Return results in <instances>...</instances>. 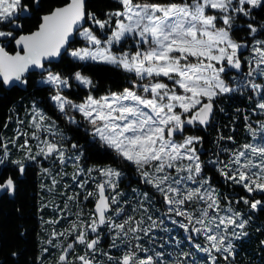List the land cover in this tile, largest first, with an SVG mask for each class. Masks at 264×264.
Here are the masks:
<instances>
[{
	"label": "snow or ice",
	"instance_id": "1",
	"mask_svg": "<svg viewBox=\"0 0 264 264\" xmlns=\"http://www.w3.org/2000/svg\"><path fill=\"white\" fill-rule=\"evenodd\" d=\"M118 2L121 8L105 13L106 18L101 20L94 13L86 12L85 0H66L41 16L35 31L17 35L32 18V6L35 5L37 11L42 10V0H0V25L12 26L11 30L0 29V39H11L19 48L10 54L0 45V80L4 85L13 81L26 84L25 73L32 68L43 70L42 75L46 73L43 83L53 86L55 94L50 99L58 111L72 124H78V121L69 112L79 114L90 126L94 139L111 149L121 161L135 166L143 181L161 196L166 208L164 215L173 224L178 223L190 242L192 234L203 237L206 245L196 243L197 251L205 253L211 264H217L213 252L220 253L225 261L229 256L234 258L229 236L239 238L235 229H243L248 220L231 207L232 201L226 196L223 199L227 204L221 205L220 193L211 185L210 179L202 175L203 166L197 150L202 137L184 135V132L186 126H207L214 101L237 90H249V98L255 100L253 113L264 115V40L255 38L258 29L252 24H248L253 36L251 44H242L231 36L234 18L237 15L247 17L252 9L264 8V0ZM86 19L99 30L108 29L106 38L102 40L91 27L81 28ZM220 22L226 27H218ZM74 32L86 41V46L72 50L69 54L73 58L114 65L132 73L135 76L132 86L99 98L89 92L81 103H74L63 95L64 89L71 86L69 79L51 72L45 62L61 55ZM129 38L134 41L135 51L113 52L115 45ZM244 49H248L247 55ZM229 69L242 76L236 87L225 79ZM72 79L89 90L94 87L91 78L79 71ZM248 119L246 116L245 120ZM256 125L254 128L252 124H246L248 143L234 149L224 148L221 151L228 153V158L211 161L226 180L248 194L235 202H243L254 211L264 208V200L254 198V194H264V120H257ZM30 127L33 129L31 139L37 141L36 155L31 154L28 139L19 145L27 150L28 160L35 161L39 155L44 159L51 158L61 166L72 162L77 168L72 176L76 187L83 190L90 182L95 186L94 191L83 196L77 193L66 197L68 202L75 204L92 198L94 206L88 220L79 219L83 212L80 210L76 213L78 223L72 220L68 229L53 232L54 238L72 237L66 245H53L63 248L58 264H99L95 254L100 251L98 244L102 228L113 234L112 247H119L115 241L121 238L128 245L119 258L104 253L110 261L115 260V264H183L181 259L165 260L163 251L131 243L144 237L152 240L151 231L164 223L163 219L157 223L148 214L149 208L144 205L147 193L141 194L144 199L139 202V211L147 214V220L151 222L144 227V215L140 219L127 215L118 200L121 194L116 189L122 175L118 169L94 167L85 170L81 167L82 153L68 155L63 143L68 138L35 105ZM42 133L47 135L42 138ZM178 135L182 138L177 139ZM227 139L233 140L232 137ZM0 148L4 150V157H0V164H3L7 144L0 141ZM71 148L77 149L78 145L72 144ZM12 163L17 165L20 174L24 173V162ZM43 172L50 175L49 169H43ZM93 172L97 175L93 176ZM56 184L58 181L52 177V185ZM15 188L13 177H0V191L14 192ZM109 190L115 195H108ZM249 196L253 198L249 199ZM58 211L63 213L60 219L48 223L58 224L61 219L72 215L68 203ZM132 211L135 213L138 209ZM173 214L183 219L177 221ZM117 218H122L121 222H117ZM229 228L233 229L231 233ZM89 233L94 235L89 236ZM48 243L52 244V241ZM78 245L84 246L85 254L73 259L70 253ZM189 255L191 253H181L184 258Z\"/></svg>",
	"mask_w": 264,
	"mask_h": 264
},
{
	"label": "trees",
	"instance_id": "2",
	"mask_svg": "<svg viewBox=\"0 0 264 264\" xmlns=\"http://www.w3.org/2000/svg\"><path fill=\"white\" fill-rule=\"evenodd\" d=\"M65 2L66 0H42L40 5L41 11H37L36 6L33 5L32 18L28 19L24 24L22 32L16 34H26L35 31L40 23L41 16ZM157 2L179 3L180 0H157ZM120 8L121 5L118 0H86L85 4L86 12L94 13L101 20L106 18L105 13L114 12ZM248 24H252L258 29L255 37L264 40V8L252 9L251 15L247 17L237 15L231 26L232 38L240 43L251 41L253 36L249 33ZM3 27V29L10 30L9 25L7 27L3 25ZM86 27H91L101 39H105V33L109 32L108 29L99 30L88 20ZM0 45H3L9 53L14 54L16 52L15 43L11 39H0ZM84 46H86V41L76 36L66 54L57 63L46 65L51 72L59 73L69 79L71 86L63 91V95L73 102L81 103L89 95V92L94 97L99 98L111 92H122L123 89L132 86L131 81L135 79L132 73H127L121 68L110 64L94 63L92 61L79 62L68 54L69 50L79 49ZM77 71L91 78L94 84L91 90L81 86L72 79L74 73ZM45 74H30L25 78L27 80L25 85L18 82L17 85L9 88L0 82V141L6 144L5 139L7 137L5 134L10 127L11 121H21L26 116V108L31 106L32 101H36L50 116L62 123V127L67 132L70 131V140L66 142V145L69 146L68 154L75 152L71 149L72 144L78 145L77 149L79 150L77 153H82L79 164L85 170L94 167H112L118 169L121 173L124 170L130 171L131 169H129L127 163L120 162L111 150L105 149L98 143L93 142L90 135L82 127L74 125L66 126V122L58 114L56 107L50 99L55 93L54 88L38 84L39 78ZM231 79L230 76H227V80ZM233 87H235V84ZM249 97L250 94L243 90H237L218 97L216 99V111L208 128L194 127L185 134L202 137V142L197 145L203 166L202 175L208 177L211 185L220 193L221 205L225 206L227 204V201L223 199L226 196L228 200L232 201L231 207L235 211L240 212L243 219L248 220V223L245 225L246 231L240 232L239 238L233 243L234 258L229 256V259L225 261L222 255H219V258L217 257V264H264V208L254 211L243 202L237 204L236 200L248 194L238 185H234L231 181L226 180L217 170V165L211 163V161H215L217 158L220 160L228 158V153L221 151L222 149L238 148L240 145L249 142L250 138L246 130V124L250 123L255 128L257 127L256 121L260 119L253 113L252 109L255 102L254 99H250ZM246 116L249 117L247 121L245 120ZM13 130L11 133H13ZM220 137H224L225 139H221ZM227 137H232L233 140L229 141ZM19 142L20 145L24 143L23 139ZM3 155L4 150L0 148V157H3ZM19 157L10 160L8 164L5 162L0 164V177L11 176L16 183L15 195L13 197H10L9 193L0 197V264H49L52 261H58L63 251V248L53 247V245H66L72 239L71 236L67 235L65 237L54 238L53 232H62L68 229L72 220H75L77 223L79 219L87 220L92 211L90 209L88 213L87 210L94 205L93 200L92 204H90L89 200H80L79 204L67 202V195L71 196V191L74 192L75 190V194L78 192L80 196H83L88 191H94L95 186L91 182L83 190L77 188L76 185L74 186L72 176L77 170H73L70 172V185L68 189L65 193L61 192L64 198L57 199L51 197L50 193L52 191L49 192L51 183L48 185L44 184L43 180L46 177L43 169L51 170L53 168L51 167L52 163H49L52 159L41 157L38 159L39 161L36 159V161L30 162L24 154ZM13 161L24 162L25 171L23 174L19 173L17 165L12 163ZM60 178L62 180L61 176ZM42 184L46 185L47 189H43ZM59 188L61 189V186ZM54 190L57 191V188L55 187ZM136 191L127 190L126 193L128 195H126V198L121 203V206L125 208L128 215L136 216V212L134 213L132 209L138 207V197L142 194L139 190ZM252 198V196H249V199ZM254 198L264 200V194H254ZM65 203H68V210H70L72 215L67 219H61L58 224L48 223L49 221L60 219V215H63V213L58 211V209H63ZM54 209L57 212L53 211ZM80 210H83V212L78 219L76 213ZM165 211L166 208L162 201H156L154 212L157 214V223L160 219L164 220L163 225H161L163 228L161 226L158 227L159 249L157 250L155 245L151 247L147 244L145 247L155 249V251H163L165 253V260L181 259L183 260V264H191L192 259L187 260L181 256V253H185L186 250L183 247H177L174 238L170 239L171 242H166V239L170 237L173 230L171 229L172 227H168L169 223L167 217L164 215ZM162 215L164 216L162 217ZM145 221L150 223L148 220ZM160 229H169L172 232L168 233L169 231H160ZM243 233H246V235H243ZM49 240L52 241V244L48 243ZM115 243L119 247L111 246L109 250H102L95 257L99 264H115V260L110 261L104 253L114 258H119L123 255L124 248L128 245L123 242V238L117 239ZM131 243L135 244L136 241L132 240ZM160 245H163V248ZM169 253H172V255L169 256ZM190 253L192 257L198 255L195 249H192ZM200 257L204 258L203 253L200 254ZM208 260L207 257V262L203 264H211Z\"/></svg>",
	"mask_w": 264,
	"mask_h": 264
},
{
	"label": "rangeland",
	"instance_id": "3",
	"mask_svg": "<svg viewBox=\"0 0 264 264\" xmlns=\"http://www.w3.org/2000/svg\"><path fill=\"white\" fill-rule=\"evenodd\" d=\"M218 27H226L225 25L222 24V22L218 23ZM3 25H0V29H3ZM85 28H89V27H85ZM3 30H6V29H3ZM77 36L81 39H83L79 33L77 34ZM257 39H261L259 37H255ZM104 39V38H103ZM102 39V40H103ZM2 40V39H1ZM253 41V38L251 41L249 42H244L242 44H251ZM131 49L132 51H135V47H134V41L132 39H128L126 42H122L121 44L119 45H115L113 47V52L114 53H119L121 51H124V50H129ZM72 50H69L68 54L71 52ZM244 52L245 54L247 55L248 54V49H244ZM70 55V54H69ZM71 56V55H70ZM72 57V56H71ZM73 58V57H72ZM74 60H76L75 58H73ZM78 61V60H76ZM79 62H89V61H79ZM93 62V61H92ZM94 63H102V62H94ZM102 64H106V63H102ZM45 76H42L41 78H39L38 80V84L40 86H52V85H49V84H46V83H43L44 79H45ZM227 76H230L232 79L231 80H228L231 84L233 83V85L235 84V87L237 86V84H239L242 80V76L239 72H237L236 70H231L229 69V71L226 73L225 75V79L227 80ZM74 80V79H73ZM75 81V80H74ZM76 83H78L77 81H75ZM167 82V81H166ZM20 84H23L25 85L24 83H20ZM79 84V83H78ZM232 85V86H233ZM53 87V86H52ZM67 89V88H66ZM65 90V89H64ZM241 91V90H240ZM243 91H246V93H249L251 95V93L249 92V90L247 89H244ZM55 94V93H54ZM53 94V95H54ZM216 101V100H215ZM53 102V101H52ZM255 102V100H254ZM76 103V102H74ZM54 106L56 107L55 103L53 102ZM33 105H35V107L39 110H42V112L51 119V121H54L55 122V126H56V129L59 130V132H61L65 137H67L68 139H66L63 143H64V146L67 148L68 150V153H69V146L66 145V142H68L70 140V131H66L63 127H62V123H60L57 119L53 118L52 116H50L46 110L39 105L38 102L36 101H32L31 102V106L30 107H27L26 110V116L23 117V119L19 122H17L16 120H12L11 123H10V127L9 129L6 131V134L5 136L7 137L5 139L6 141V144H7V148H8V151H7V156L4 158V162L6 164H8V162L10 160H14V159H17V158H20L19 156L24 154L25 157L27 158V150L26 149H21L19 147L20 145V140L23 139V141H25V139H28L29 140V145L31 147V154L32 155H36V152H37V141L31 139V133L33 131V129L30 127V118H31V115L33 113ZM57 109V107H56ZM58 111V109H57ZM58 114L61 116V118H63V120L66 122V126H71V125H74V126H79V127H82L84 129V131H86L89 135H90V138L93 142L95 143H98L100 146H102L103 148L105 149H108V150H111L109 148H107L102 142H100L98 139H94L93 136L90 134V126L81 118V116L75 112H69V115H72V116H75L76 117V120L78 121V124H72V123H69L64 115L62 113H60L58 111ZM258 118H260L259 120H264V115H259L258 113H254ZM22 122V123H21ZM17 123V124H16ZM16 125V126H15ZM19 126V127H18ZM14 129V130H13ZM13 130V133H11ZM20 133H27L28 135L27 136H23V135H20ZM18 134V135H17ZM17 135V136H16ZM47 135L46 133H42L41 136L42 138ZM49 139H51L52 137H48ZM177 139H181V138H177ZM14 141V143H13ZM68 144V143H67ZM72 149V148H71ZM79 149H73V151L75 152H70V154L68 155H72V154H78ZM197 150H198V147H197ZM112 151V150H111ZM113 152V151H112ZM114 153V152H113ZM199 153V151H198ZM115 155V153H114ZM4 157V155H3ZM42 156H39L37 155L36 156V159L37 161H39L38 159H40ZM115 157L121 162V160L119 159V157H117L115 155ZM43 158V157H42ZM30 162H34V161H31V160H28ZM36 161V160H35ZM50 164L52 163V166L53 168H51V170H49L50 175L49 174H45V179L43 180L44 184L48 185L49 183H51V188H53L52 192L50 193V196L51 197H55L57 199H60V198H64V195L61 194L62 193H65L66 190L68 189L69 185H70V172L73 171V170H77V168L74 166V164L72 162H69L67 165L65 166H61L58 162L54 161L53 159L49 162ZM126 163V162H125ZM128 164V167H134L133 165ZM80 165V164H79ZM81 166V165H80ZM82 167V166H81ZM94 176L96 175L95 172L92 173ZM60 176L62 177V180L60 178ZM52 177H55V179L58 181V184H56L55 186L52 185ZM73 185L75 186V182L72 181ZM42 184V187L43 189H47L46 185ZM61 186V189L59 188ZM195 185H193L194 187ZM55 187L57 188V191H55ZM71 189V188H70ZM73 189V188H72ZM152 190H155L153 187H152ZM50 192V191H49ZM71 196L73 195H76L75 194V190L74 192L71 191ZM78 193V192H77ZM68 196V195H67ZM161 200L162 201V198L161 196L159 195V193L157 194V201ZM68 202V201H67ZM55 212H57V210H53ZM61 216V215H60ZM164 215H162L163 217ZM43 217V216H42ZM161 217V216H160ZM173 218L177 221H180L182 220L183 218L182 217H176L174 214H173ZM168 227H172L171 229L173 230V233L170 235L169 238L166 239V242L169 243L171 242V238H174V242L177 244V247L179 248H184L186 251L185 253H190V251H192V249H195L194 245L196 243H199L201 244V246H205L206 245V242L204 241L203 237L202 236H197L195 234H192L193 235V239L192 241L190 242L188 239H187V236L184 232L183 229H181L179 226H178V223L177 224H173L172 221L170 219H168ZM164 221V220H163ZM43 222V220H42ZM239 222V221H238ZM159 223V222H158ZM163 225V224H162ZM162 227V226H161ZM191 227V226H190ZM163 228V227H162ZM164 229H160V231H162ZM233 231L232 228H229V232L231 233ZM237 231L238 234H240V232L242 233L243 231H246V226L243 228V229H239V228H236L235 229V232ZM172 231H169L168 233H170ZM172 236V237H171ZM174 236V237H173ZM159 238V236H158ZM229 239L231 240V243L233 245L234 242L237 241V236H229ZM179 242V243H177ZM172 244V243H171ZM196 250V249H195ZM197 251V250H196ZM198 255H196L195 257H192V256H188L186 259L189 260V259H192L191 261V264H203L204 262H207L206 259H207V255L205 253H203V256L204 258H201L200 257V254L201 252L197 251ZM200 253V254H199ZM213 255H215L216 257H218L219 255L221 256L220 253H215L213 252ZM219 258V257H218ZM223 258V257H222ZM208 262H210V260H208Z\"/></svg>",
	"mask_w": 264,
	"mask_h": 264
},
{
	"label": "flooded vegetation",
	"instance_id": "4",
	"mask_svg": "<svg viewBox=\"0 0 264 264\" xmlns=\"http://www.w3.org/2000/svg\"><path fill=\"white\" fill-rule=\"evenodd\" d=\"M129 169H131V170L130 171L124 170L122 172L123 175H121L120 178H119L118 187L116 189V192L120 193L121 195L118 196V200L122 203L123 200L126 198V195H128L126 192L129 189L133 190V191L139 190L142 194L143 193H147V200L144 201V205H145V207L149 208V213L148 214L152 215L153 220L157 221V217H156L157 214L154 212V210H155V203L157 201V194L158 193L155 190H152V186L151 185L146 184L143 181V179L138 174L135 166L134 167H129ZM107 194L110 195V196L111 195H115V193L112 192L111 190H109V192ZM141 196L138 197L139 202L144 199L143 197L141 198ZM89 202H90V204H92V199H89ZM89 207H90V205H89ZM90 209L92 210L93 207L92 208L90 207L87 210L88 213H89ZM137 209H138V211L136 212V218L140 219L141 215H144V220H147V214H143L141 211H139V204H138ZM126 214H127V212H126ZM121 219L122 218H117V221L121 222ZM150 223L145 221L143 226L147 227L148 224H150ZM93 235L94 234L89 233V236H93ZM140 235L143 236V233H140ZM112 236H113V234L111 232H109L107 228H102L101 229L100 238H99V244H98V248L100 249V251L109 250L111 248V246H112L111 245ZM150 236L153 237L152 240H149V237H144L142 240H140L138 242L136 241V243H141V244L144 245V247L147 244H148V246H151V247L155 245L157 250H158L159 249L158 228L153 229L151 231V233H150ZM100 251L95 254V257L98 254H100ZM74 252H77V253H72L71 254L73 259H74V257L76 255H84L85 254L84 246L83 245L76 246ZM89 254L91 255V253H89ZM49 264H58V261L57 260L56 261H52ZM77 264H78V262H77Z\"/></svg>",
	"mask_w": 264,
	"mask_h": 264
},
{
	"label": "water",
	"instance_id": "5",
	"mask_svg": "<svg viewBox=\"0 0 264 264\" xmlns=\"http://www.w3.org/2000/svg\"><path fill=\"white\" fill-rule=\"evenodd\" d=\"M85 4H86V0H85ZM85 10H86V9H85ZM86 24H87V19H86L85 22L82 24L81 28H85V27H86ZM11 27H12V26L9 25V29H10V30H11ZM17 33H20V32H17ZM77 34H78V32H74L73 35H72V37H70L69 44L66 46V49L62 50L61 55H60L59 57H55V58H52L51 60L46 61V62H45L46 65L57 63V62L60 60V58H61L63 55L66 54V52L68 51V48H69L70 44L74 41V39H75V37L77 36ZM15 48H16V51H19V48H18L16 45H15ZM10 54H12V53H10ZM42 71H43V70H41V69L32 68V69L29 70L28 73H25V74H24V79L27 78L30 74H33V73L42 74ZM44 74H45V73H44ZM0 82H2V80H0ZM17 84H18L17 81H13L11 84H9V85H5V86H6L7 88H9V87H13V86H15V85H17ZM215 111H216V101H214L213 113H212V116H211V118H210L209 123L207 124V126H201V125L186 126V129H185L184 135L186 134V132H187L188 130H190V129L194 128V127H202V128H204V129H205V128H208V126L210 125V123H211V121H212V119H213V117H214ZM177 138H182V137L178 135ZM15 190H16V188H15ZM6 193H9V196H10V197H13V196L15 195V191H14V192H8V191H6V190H3V191H0V197H1L2 195L6 194ZM70 254H71V253H70Z\"/></svg>",
	"mask_w": 264,
	"mask_h": 264
}]
</instances>
